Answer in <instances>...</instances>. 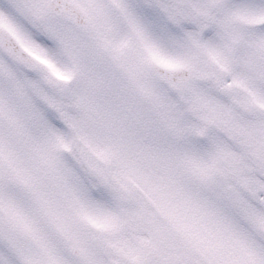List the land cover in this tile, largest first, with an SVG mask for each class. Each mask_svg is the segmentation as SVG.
<instances>
[{"label": "snow or ice", "instance_id": "snow-or-ice-1", "mask_svg": "<svg viewBox=\"0 0 264 264\" xmlns=\"http://www.w3.org/2000/svg\"><path fill=\"white\" fill-rule=\"evenodd\" d=\"M0 264H264V0H0Z\"/></svg>", "mask_w": 264, "mask_h": 264}]
</instances>
